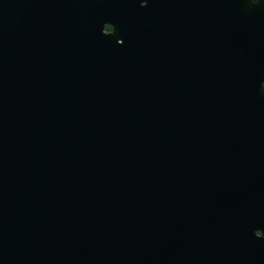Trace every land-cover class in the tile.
Masks as SVG:
<instances>
[{
  "label": "water",
  "instance_id": "1",
  "mask_svg": "<svg viewBox=\"0 0 264 264\" xmlns=\"http://www.w3.org/2000/svg\"><path fill=\"white\" fill-rule=\"evenodd\" d=\"M261 233L264 0H0V264H264Z\"/></svg>",
  "mask_w": 264,
  "mask_h": 264
},
{
  "label": "flooded vegetation",
  "instance_id": "2",
  "mask_svg": "<svg viewBox=\"0 0 264 264\" xmlns=\"http://www.w3.org/2000/svg\"><path fill=\"white\" fill-rule=\"evenodd\" d=\"M120 13H121V10H120ZM129 14H130V16H132L134 14V10L131 9V11L129 12ZM137 29H138V27H137ZM112 31H113V27L111 25L107 24L106 27H105V33L109 34Z\"/></svg>",
  "mask_w": 264,
  "mask_h": 264
},
{
  "label": "snow or ice",
  "instance_id": "3",
  "mask_svg": "<svg viewBox=\"0 0 264 264\" xmlns=\"http://www.w3.org/2000/svg\"><path fill=\"white\" fill-rule=\"evenodd\" d=\"M260 238H264V233H261L260 234Z\"/></svg>",
  "mask_w": 264,
  "mask_h": 264
}]
</instances>
